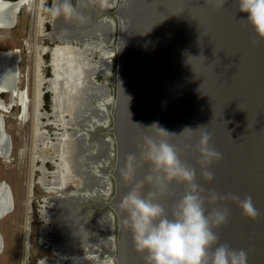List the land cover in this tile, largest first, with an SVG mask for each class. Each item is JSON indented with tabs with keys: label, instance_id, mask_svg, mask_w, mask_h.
<instances>
[{
	"label": "water",
	"instance_id": "obj_1",
	"mask_svg": "<svg viewBox=\"0 0 264 264\" xmlns=\"http://www.w3.org/2000/svg\"><path fill=\"white\" fill-rule=\"evenodd\" d=\"M113 1L114 6L109 0L96 1L103 5V12L98 10L99 19L116 22L112 12L118 1ZM238 3L239 0H226L220 7L217 0H119L115 12L120 22L115 109L113 104L93 100V104L107 111L109 123L103 130L87 132L88 143L93 135L102 134L111 141L108 129L113 123L118 160L114 172L117 191L113 199V193H104L101 202L103 216L107 213L114 216L109 203L119 214V264H147L146 253L135 248L125 223L127 213L120 207L123 195L134 184V180L122 175V169L129 163L128 155L135 153L138 157L134 162L135 180L144 179L150 172V163L139 160L146 138L165 139L176 145L181 159L196 168L197 183L205 189L204 195L215 190L221 195H238L241 199L252 197L260 212L256 220L243 216L238 203L231 199L206 201V208L227 207L229 222L215 229L220 242L248 250V264H264V38L258 37L247 21L248 14L238 11ZM60 19L62 16L55 17L57 29L63 28V22H58ZM75 41L73 45L78 46ZM59 50L54 54L55 60L58 55L67 60V63L62 61L60 71L67 79H73L53 86V114L57 121H62L64 111L61 110H68L71 116L63 123L70 121L74 125L77 105L82 103L79 100L87 93L85 99L89 101L95 86L91 79L92 83L89 81V71L84 73L80 64L74 62V48L59 46ZM107 50L100 48L99 51L105 54ZM103 91L106 94L107 88L103 87ZM110 94L113 96V90ZM109 98L104 97L106 102ZM103 109L101 114L106 118ZM205 130L213 133L210 144L223 153V159L209 166L214 173L212 181L201 174L203 166L195 150ZM76 138L79 137L75 132L63 131L55 149L58 160L82 178L76 165L79 157ZM101 146L107 161L114 154L115 144L110 147L109 141L103 140ZM90 156L94 155L88 154V160ZM104 173L112 182V169H105ZM101 178L104 188L107 187V180L104 176ZM170 189L161 194L159 200L172 211L175 201L186 191V185L173 181ZM155 190L146 182L143 193L147 195ZM101 223L104 238H107V218ZM107 241L111 243V238ZM103 254L105 260H114V248H106Z\"/></svg>",
	"mask_w": 264,
	"mask_h": 264
},
{
	"label": "flooded vegetation",
	"instance_id": "obj_2",
	"mask_svg": "<svg viewBox=\"0 0 264 264\" xmlns=\"http://www.w3.org/2000/svg\"><path fill=\"white\" fill-rule=\"evenodd\" d=\"M96 1L72 0L76 15L72 19L61 15L58 22H63V28L57 29L50 12L54 0H0V13L4 11L1 7L10 8L5 9L8 18L0 15V200H4L0 204V264H54L56 260L59 264H119V214L109 203L114 216L108 213L103 216L101 202L104 193H113V199L117 191L113 123L108 129L111 141L102 134L93 135L88 143L87 133L103 130L109 123L107 111L93 104V100L113 104L115 109L120 36V22L115 12L119 0L112 12L116 17L114 23L99 19L98 10L102 13L103 5ZM109 1L114 6V1ZM74 23L79 25L72 27ZM75 40L78 46L73 45ZM59 46L74 48V62L80 64L84 73L89 71V81L95 86L92 94L89 93V101L85 99L87 93L79 100L82 103L77 105L74 125L70 121L63 123L71 116L68 110H61L64 111L62 121H57L53 114V86L73 79H67L60 71L62 61L67 63V60L59 55L55 60ZM100 48L108 50L101 54ZM103 87L107 88L106 94ZM105 95L110 96L107 102ZM84 108L88 110L86 113ZM102 109L106 118L101 114ZM63 131L75 132L79 137L76 138L79 147L76 165L83 179L79 183L69 181L57 189V179L52 176L58 161L55 143ZM103 140H108L110 147L115 144L114 157L110 156L107 161L101 146ZM88 154L94 156L88 160ZM105 169H112V182L109 175L105 176ZM102 176L107 180L105 188ZM46 201L49 204L39 209ZM104 217L108 220L107 238L101 223ZM91 228L95 230L89 231ZM109 238L111 243L107 241ZM14 248L16 256L12 254ZM48 248L54 256L42 252ZM106 248H114V260H105Z\"/></svg>",
	"mask_w": 264,
	"mask_h": 264
},
{
	"label": "clouds",
	"instance_id": "obj_3",
	"mask_svg": "<svg viewBox=\"0 0 264 264\" xmlns=\"http://www.w3.org/2000/svg\"><path fill=\"white\" fill-rule=\"evenodd\" d=\"M217 2L223 7L226 0ZM238 11L248 14L247 21L258 37L264 38V0H239ZM50 12L53 17L62 15L72 19L77 10L72 0H54ZM212 136L211 131H203L195 148L203 166L201 174L208 181L214 179L209 166L223 159V153L210 144ZM127 160L129 163L122 169V175L134 180V184L123 195L120 207L127 213L125 223L135 248L146 253L147 264H248V250L221 243L215 231L229 222L230 210L227 207L208 210L206 201L231 199L238 203L243 216L256 220L260 212L250 195L241 199L238 195H221L215 190L204 195L205 189L197 183L196 168L183 161L177 146L165 139H145L139 160L149 162L151 167L144 179L135 180L137 155L130 153ZM173 181L184 183L186 191L169 211L159 196L171 191ZM146 182L156 189L147 195L143 193Z\"/></svg>",
	"mask_w": 264,
	"mask_h": 264
},
{
	"label": "rangeland",
	"instance_id": "obj_4",
	"mask_svg": "<svg viewBox=\"0 0 264 264\" xmlns=\"http://www.w3.org/2000/svg\"><path fill=\"white\" fill-rule=\"evenodd\" d=\"M39 8V7H38ZM45 69V68H44ZM43 70V69H42ZM41 70V71H42ZM56 157H57V154H56ZM58 158V157H57ZM55 164H56V170L54 171L55 172V175H54V177H56V185H63V186H65L66 185V183H68L69 181H74V182H80V180L82 179V178H80L77 174H75L72 170H70L67 166H65L63 163H61L59 160L57 161V162H55ZM53 177V178H54ZM53 184H54V181H53ZM74 183H72V185H73ZM56 185H55V188H59V187H56ZM61 188V187H60ZM72 188H73V186H72ZM54 194V193H53ZM43 204H49V202L48 201H46L45 203H42L40 206H39V209H41L42 208V205ZM40 216H41V213L39 214ZM38 215V216H39ZM41 218V217H40ZM15 249V251H13L12 252V254L14 255V256H16V254H17V249L16 248H14ZM9 252H11V250H9ZM43 253H45V254H49V255H51V256H54V254H53V252L51 251V249L50 248H48L47 249V251H42ZM40 263H42V262H40ZM33 264H35V262L33 263ZM45 264V263H44ZM54 264H59V262H57V260H56V262H54Z\"/></svg>",
	"mask_w": 264,
	"mask_h": 264
},
{
	"label": "bare ground",
	"instance_id": "obj_5",
	"mask_svg": "<svg viewBox=\"0 0 264 264\" xmlns=\"http://www.w3.org/2000/svg\"><path fill=\"white\" fill-rule=\"evenodd\" d=\"M10 3V2H9ZM4 11L2 12V13H0V15H1V17H3V18H8V15H7V10H5L6 8L7 9H10L9 8V6H3V7H1ZM36 51V50H35ZM10 53V52H9ZM16 61H17V59H16ZM17 63V62H16ZM13 65V64H12ZM16 66V65H15ZM8 67V66H7ZM12 67H10V69H11ZM5 70V69H4ZM3 71V70H2ZM4 72V71H3ZM12 74V73H11ZM17 74V73H16ZM9 77H10V75H9ZM17 77V76H16ZM5 78V77H4ZM7 79H8V76H7ZM7 81V80H6ZM11 81V80H10ZM15 81H16V79H15ZM8 83V82H7ZM12 83V82H11ZM7 85V84H6ZM10 85V84H9ZM8 85V86H9ZM13 86H14V84H13ZM12 86V87H13ZM11 86H10V88H12ZM16 86H14V88H15ZM38 89V88H37ZM17 90V89H16ZM15 90V91H16ZM38 93H40V92H38ZM25 97V96H24ZM37 99V98H36ZM38 100V99H37ZM36 102V101H35ZM39 106V105H38ZM37 110H38V107H37ZM37 114H39V113H37ZM37 117V116H36ZM39 117V116H38ZM36 123V122H35ZM38 130V129H37ZM54 175H55V172H53L52 173V176L54 177ZM52 184H53V181H52ZM53 186V185H52ZM56 187H64L63 185H56ZM3 197V196H2ZM4 202V200L1 202V200H0V204H2ZM8 203L10 204V201L8 200ZM10 208H11V206H10ZM2 243V242H1ZM2 246V245H1ZM1 248V247H0Z\"/></svg>",
	"mask_w": 264,
	"mask_h": 264
}]
</instances>
